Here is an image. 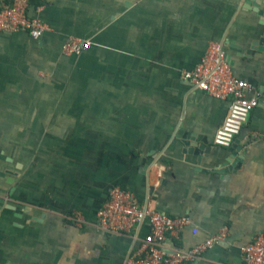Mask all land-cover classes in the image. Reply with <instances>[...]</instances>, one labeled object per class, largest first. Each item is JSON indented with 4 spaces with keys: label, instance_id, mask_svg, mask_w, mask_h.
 <instances>
[{
    "label": "crops",
    "instance_id": "crops-1",
    "mask_svg": "<svg viewBox=\"0 0 264 264\" xmlns=\"http://www.w3.org/2000/svg\"><path fill=\"white\" fill-rule=\"evenodd\" d=\"M28 13L47 25L41 39L0 31V264H126L150 227L136 237L101 229L114 186L191 219L167 253L225 230L188 264H244L241 247L264 234V52L249 48L264 17L237 0H40ZM73 38L92 45L65 56ZM214 43L260 101L235 139L234 172H222L229 148L213 143L229 102L182 77ZM180 128L212 157L185 153Z\"/></svg>",
    "mask_w": 264,
    "mask_h": 264
},
{
    "label": "built area",
    "instance_id": "built-area-1",
    "mask_svg": "<svg viewBox=\"0 0 264 264\" xmlns=\"http://www.w3.org/2000/svg\"><path fill=\"white\" fill-rule=\"evenodd\" d=\"M30 0H12V3L0 8V31L29 33L33 39H41L47 31V25L37 18L29 16ZM92 43L80 39H70L63 47L65 56L80 55L89 49ZM183 79L196 90L207 96L229 102V110L223 124L216 130L213 143L222 148H230L247 124L251 112L260 104L254 89L245 82L237 80L225 61L222 44L209 46L201 62L182 75ZM253 94L251 97H249ZM71 219L77 225L86 220L80 212ZM147 221L150 233L142 240L138 251L126 264H188L194 263L215 245L221 243L225 230L207 238L190 248H175L167 253L164 243L168 236L178 238L180 232L192 226L187 216L171 217L151 208L148 201L141 203L135 193L121 186H114L109 198L97 211V222L102 230L112 234L132 233L136 237L140 225ZM196 234V230H192ZM244 264H264V234H259L240 249Z\"/></svg>",
    "mask_w": 264,
    "mask_h": 264
},
{
    "label": "water",
    "instance_id": "water-1",
    "mask_svg": "<svg viewBox=\"0 0 264 264\" xmlns=\"http://www.w3.org/2000/svg\"><path fill=\"white\" fill-rule=\"evenodd\" d=\"M238 4H240V8L243 11L249 12L252 11L254 13L259 14L262 18L264 17V11L261 9L262 6H264V0H237ZM252 48V50H257L259 52H264V32L260 36V38L256 42H252L249 45V48ZM256 47V48H255ZM176 140H179L180 143L184 147V152L196 157L197 161L200 162L203 158H211L210 154V147L208 145V142L205 139H202L195 135L194 133H189L183 131V129H179ZM241 151V147L239 145V142L236 140L232 144V146L229 148L227 156L223 157V163L222 166H224V169L222 172L231 171L234 172L235 169H237L241 161L243 159V156L239 154ZM0 201V206H1Z\"/></svg>",
    "mask_w": 264,
    "mask_h": 264
},
{
    "label": "trees",
    "instance_id": "trees-1",
    "mask_svg": "<svg viewBox=\"0 0 264 264\" xmlns=\"http://www.w3.org/2000/svg\"><path fill=\"white\" fill-rule=\"evenodd\" d=\"M31 4L33 5H39L40 4V0H30Z\"/></svg>",
    "mask_w": 264,
    "mask_h": 264
}]
</instances>
